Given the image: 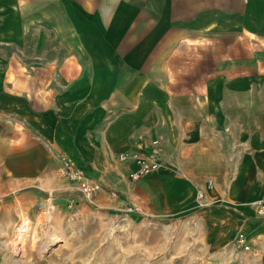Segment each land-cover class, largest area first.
Wrapping results in <instances>:
<instances>
[{
    "label": "crops",
    "instance_id": "1",
    "mask_svg": "<svg viewBox=\"0 0 264 264\" xmlns=\"http://www.w3.org/2000/svg\"><path fill=\"white\" fill-rule=\"evenodd\" d=\"M25 40L61 59L25 76L0 58V195L77 191L68 156L96 205L202 210L211 255L245 252L242 233L264 264V0H0V45ZM156 141L160 169L132 181L119 157Z\"/></svg>",
    "mask_w": 264,
    "mask_h": 264
},
{
    "label": "rangeland",
    "instance_id": "2",
    "mask_svg": "<svg viewBox=\"0 0 264 264\" xmlns=\"http://www.w3.org/2000/svg\"><path fill=\"white\" fill-rule=\"evenodd\" d=\"M9 43L0 45L1 63L22 65L25 76L32 65L45 67L61 59L31 55L28 40ZM12 47L19 48L20 55H13ZM50 210L49 228L46 212ZM202 213L148 216L128 210L125 204L119 208L96 205L78 190L62 194L34 188L4 191L0 195V264H256L251 247L235 255H211L208 217ZM25 220L31 225L22 242L18 229Z\"/></svg>",
    "mask_w": 264,
    "mask_h": 264
},
{
    "label": "built area",
    "instance_id": "3",
    "mask_svg": "<svg viewBox=\"0 0 264 264\" xmlns=\"http://www.w3.org/2000/svg\"><path fill=\"white\" fill-rule=\"evenodd\" d=\"M160 141V140H159ZM159 141L154 143V147L149 154H140L136 153L133 155L122 154L119 159L121 161L131 160L136 163L137 168L133 170L130 174V179L134 182L140 181L146 176H149L160 169V148ZM62 169L64 171L65 177L71 183L75 184L77 190L81 194V196L91 202L94 201L98 195L102 192V185L88 177L85 174V171L79 166L78 162L68 156H63L61 159ZM208 187L212 188L213 184L211 181L208 183ZM112 197L116 198L117 194L115 192L110 193ZM199 198L204 197L203 192L198 193ZM258 211L260 214H264V201H260L258 203ZM237 243L244 250H249L250 246L247 244V239L244 234L240 233L237 237Z\"/></svg>",
    "mask_w": 264,
    "mask_h": 264
},
{
    "label": "bare ground",
    "instance_id": "4",
    "mask_svg": "<svg viewBox=\"0 0 264 264\" xmlns=\"http://www.w3.org/2000/svg\"><path fill=\"white\" fill-rule=\"evenodd\" d=\"M46 212V211H45ZM50 213H51V210L48 212H46V215H47V225H48V227L50 228V223H51V215H50ZM31 225V223L29 222V220H25L20 226H19V237H20V240L22 241V242H25V240H26V237H27V235H28V232H29V226ZM35 233V232H34ZM35 235H34V239L32 240L33 241V243H35ZM18 238V237H17Z\"/></svg>",
    "mask_w": 264,
    "mask_h": 264
}]
</instances>
